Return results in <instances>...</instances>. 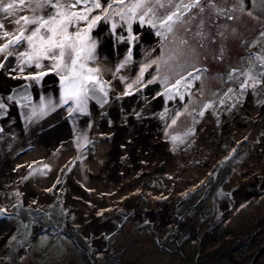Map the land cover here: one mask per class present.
Returning a JSON list of instances; mask_svg holds the SVG:
<instances>
[{"label": "rangeland", "instance_id": "rangeland-1", "mask_svg": "<svg viewBox=\"0 0 264 264\" xmlns=\"http://www.w3.org/2000/svg\"><path fill=\"white\" fill-rule=\"evenodd\" d=\"M71 2L67 0V5ZM100 2L105 15L93 10L87 13L89 20L100 18L90 30L88 21H75L69 32L77 28L86 30L88 47L94 43L96 48L104 40L117 51V59L98 74L105 82L107 97L97 91L87 101L86 111L72 115L69 112L75 108L74 102L61 106L44 100L35 106L34 116L30 118L27 114L21 118L20 127L12 125L7 129L3 121L0 123L5 138L0 140L3 162L0 202L7 204L6 208L0 207L5 209L0 214V264H264V75H261L264 73V15H248L245 7L235 4L237 15L228 18V15H216V5L208 2H190L189 5L195 6L187 10L184 0L171 3L124 0L123 4L106 5L105 0ZM138 2L143 6L133 8ZM58 3L65 5V0ZM79 6L47 7L39 15L47 19L48 12L57 10L82 12ZM26 11L27 7L18 10L14 18L0 12V22L4 24L0 40L11 39L3 36L4 31L12 33L14 19L26 15ZM186 12L189 14L183 15ZM169 16L173 17L171 21L167 19ZM35 27L28 26L33 30ZM158 32L161 34L157 35ZM8 51L12 54L5 53L6 58L0 60L4 64L0 77L9 80H5L8 89L33 81L24 79L25 74L53 71L51 60L42 59L41 68L35 67V61L22 62L26 57L20 54L31 51L26 41ZM84 56L81 53V59ZM86 65L97 69L96 64ZM146 65L150 67L144 72L143 83L137 84L140 69ZM189 72L193 73L192 77H188ZM182 76L187 79L182 81L179 95L176 89L160 95ZM244 77L247 80L252 77L254 81L249 96L258 112L255 136L239 141L233 136L221 137L211 144L213 139L210 140L209 134L204 136L207 124L197 128L196 119L202 110L213 119L212 113H216L217 107L211 110L212 104L229 99ZM150 80L154 82L147 83ZM0 84L4 85L1 81ZM129 84L131 95H126ZM5 95L0 93V98L6 105H12L13 101L9 102ZM105 99L107 103H102ZM32 102L13 104L10 108L27 111L34 108ZM55 114L60 119H54ZM147 119L153 129H145V133ZM120 125L122 135L136 136L143 130L140 138L146 139V143L149 141L151 146L145 150L138 144L142 156L136 164L141 167L132 171L136 180L130 196L103 193V198H123L119 199L121 206H116L121 209L120 214L113 218L101 241L96 243L79 226L77 213L70 204L74 201L71 193L89 204L90 197H98L92 164L100 157V148L106 145L104 140H109ZM96 128H100L99 136L95 134ZM37 139L44 147L43 153L72 154L52 180L48 160L38 162L36 158L26 165L24 162L14 167L9 165L21 153L32 151L39 144ZM154 142L159 144L156 149ZM117 145L111 152L114 163L129 146L127 142H117ZM210 145L215 146L212 161L203 155ZM252 151L262 168L252 167L243 184L230 180L237 164L245 161ZM187 162L193 163L200 175L193 185L189 184V174H181ZM134 164L133 159L127 165ZM178 164L182 167L180 174L176 169ZM121 170H115L114 175H119ZM34 176L39 178V188L45 183L41 201L35 198V191L28 184H21ZM107 182L108 187L114 183L111 179ZM15 186L23 189L17 190ZM117 186L122 193L129 189L127 184L117 183Z\"/></svg>", "mask_w": 264, "mask_h": 264}, {"label": "bare ground", "instance_id": "bare-ground-1", "mask_svg": "<svg viewBox=\"0 0 264 264\" xmlns=\"http://www.w3.org/2000/svg\"><path fill=\"white\" fill-rule=\"evenodd\" d=\"M29 2L30 0L26 1V7L29 4ZM34 7H35V4L33 3L32 8ZM41 11L42 10H38V14H40ZM25 13L26 15H22V16L29 15L30 18H32L36 14L28 7ZM21 14L22 13H20V15ZM18 27L19 26H17L14 22L12 23V30H13L12 34L17 33ZM149 34L151 33L149 32ZM7 42L8 40L6 41L0 40V44H4ZM93 51L94 53L92 57L93 56L95 57H93L92 59H88L87 63L96 64L97 69H99V71L100 70L102 71V68L108 67L109 64H112V62L117 59L115 58V53L117 51L110 48L104 40H100L99 43L97 44V47L94 48ZM4 55L5 54H0V56H4ZM27 76H31V75L25 74L23 75V78L25 79V77ZM4 78L5 79H3V77H0L1 83H4V85L0 84V93L2 94L3 93L5 94L6 91L9 92L10 89H12L11 87H13V86H10V89H8L9 86L5 82L6 81L8 82L9 80L5 76ZM46 78H47L46 81H48V84H43V82H46L44 80L42 81L33 80L27 83V86L25 87V90L27 91V95L29 94L28 100L26 102L33 101L32 104L34 105L33 106L34 108H29L27 111H24V110L16 111L10 108L12 105H8V106L6 105V108L3 109L5 110L4 114L3 115L0 114V116H2L0 123L1 121L4 122L3 123L4 128L6 127L7 129H9V127H11L12 125H14L17 128L20 127L21 118L23 116H25L26 118L27 114L29 115L30 118L31 116H34V114H36L35 106L36 105L38 106L39 103L43 102L44 100H48L49 103L53 105H55L54 102H57V105H61V106L66 105L63 102V98H64L63 84L57 83V77L55 75H47ZM50 82L52 84H50ZM253 82H254L253 79L247 80L244 77L241 86L233 92V94L231 95L229 99L227 98V100L223 103L222 102L213 103L210 109L213 110L214 108L217 107V110H215L216 113H212L214 117L213 119H209L210 116L208 114L201 115L203 110L201 113H199V117L196 119L198 120L196 127L199 128L201 125L207 124L208 130H206L204 136L209 134L210 140L213 139L211 141L212 142L211 144H213L215 140H219L221 137L228 139L229 137L233 136L236 139L235 141H239L242 139H247V136L252 135V138L255 136L254 131L257 127L256 124L258 122V118H257L258 112H257L256 106L252 105L251 97L249 96V93L251 91V85L253 84ZM242 85H247V87H242ZM22 104L23 103L17 104V105L21 106ZM244 115H250L249 116L250 118H245L246 116L244 117ZM54 116H55L54 119H57L59 117L58 114H55ZM145 122H146V126L143 130L145 131L146 129V131H151L153 128L151 124L148 122V119ZM193 125L195 126V124ZM120 127H123V126L120 125L117 128L116 133H113L109 140H104L106 145L100 148V153L98 155L100 157L95 162V163L100 162L101 164H99L98 166L95 163L92 164V167H93L92 172H94L93 174L94 182L93 183L96 184V192L99 193L97 194L98 197H95L96 199H93L90 197L91 200L89 201L91 202L89 204L77 198L75 193H71V196H74L73 197L74 201L72 203L70 202V204L72 205L73 209L77 213V219H78L79 226L83 228L84 233H86L87 235L93 236L94 241L96 243L101 241L102 236H103L102 234L112 224L113 218L120 214L118 211H121V209L117 208L116 206L118 207L121 206L122 203H119V199L123 198V197L119 199L116 197L115 199L110 198V197L103 198V196L108 192H111L113 194L118 193L121 195L130 196V192L135 189V187H133L132 185L135 186V180H136V177L132 175V171L135 167H137V169L141 167V164H138V165L136 164L137 160L140 158V156H142V154L138 151L139 146L143 145V148H145V150L147 147L151 146V144H148L149 141H147L146 143V139L140 138V134L144 135L143 130L140 131L138 135L136 136H133L131 133L122 135ZM112 130L115 131V129H112ZM2 134H3V131L2 133L0 131V140L5 139ZM95 134L99 136L100 128L95 129ZM131 135L135 138L131 137ZM16 136L20 137L19 135H16ZM127 136L129 139H132V140L131 141H129V139L127 140ZM119 138H121L122 140H120ZM197 139L199 138L197 137ZM37 142L39 144L38 145L35 144L34 149L32 151H29L28 153H21L22 155L18 156L9 165L14 167L15 165L19 163L21 164L23 162L26 165L27 163L34 161L33 159H36V158H38V162L41 160H48L51 164V170L49 171V174H50L49 178L50 180H52L55 177V173L57 169L61 165L65 164L71 158L72 154H70V152H63L59 154L55 152L52 154L43 153L44 147H42L43 145L40 139H37ZM117 142L118 143L127 142L129 146L125 151H121L120 156L123 154L124 156L122 158H120V156L117 157L118 161L114 163L113 162L114 158L113 156H111V152L115 150V148H118ZM133 145H135L136 148H133ZM158 145H159L158 143L154 142L153 144V146L155 147L154 149H156ZM214 149H215V146L210 145V147L206 150V152L203 155L212 161L211 153ZM141 150L143 149L141 148ZM133 159L135 160V164L133 166L129 165L128 167L127 164L129 163V161ZM145 161L148 162V156L145 157ZM2 166H3V162H2V158L0 157V167L2 168ZM252 167L256 170L257 169L260 170V168H262L260 165L258 156L257 154H255L254 151H252L249 154V156L247 157L245 161H241L240 163L237 164V166L234 168L232 175L230 176V180H235L237 183L243 184L244 177L245 179L249 177V172L251 171ZM181 168H182L181 164H178L176 166L178 174H180ZM119 169H122L120 174L114 175V171L119 170ZM182 172H183L181 173L182 175L188 176L189 174V177H188L189 182H190L189 184H192V185L195 184V182H197V180L200 178V175H198L197 173L198 170L193 163L187 162L185 165V169L182 170ZM108 174L114 177H110ZM110 179L114 181L113 184H110L112 185L110 187L111 188L114 187L116 190L110 189V187L107 186L108 185L107 181ZM38 182H39V178L34 176L33 178L32 177L28 178L27 181L23 180L21 184L22 185L28 184V187L30 188V190L35 191L34 192L35 198L38 201H41L43 194L45 193V191L41 188L42 186H45V183H43V185L40 184L41 188H39ZM117 183H120L121 185L122 183L123 185L127 184V187L129 188L126 190L127 192L125 191L123 193L120 192V190L118 189ZM97 184H98V187H97ZM73 187L74 186H72L71 188ZM15 189L19 190L23 188L20 186H15ZM94 201H96V203ZM221 204L224 205L225 201L222 200ZM0 207L6 208L7 204H5L4 202H0ZM112 208H115V209L112 210ZM87 223L88 225H86Z\"/></svg>", "mask_w": 264, "mask_h": 264}, {"label": "snow or ice", "instance_id": "snow-or-ice-1", "mask_svg": "<svg viewBox=\"0 0 264 264\" xmlns=\"http://www.w3.org/2000/svg\"><path fill=\"white\" fill-rule=\"evenodd\" d=\"M123 3V0H120ZM199 0H197V3ZM35 4V7L32 8V4ZM91 4V7H89ZM77 5H83V12L75 11H60L57 10L55 13L48 12V18L45 19L38 14V10H46L47 7L54 9H59L61 7H70L76 8ZM142 2H138L133 5V8L142 7ZM195 5H189L186 7H193ZM26 7L25 0H13V2L5 3L4 0H0V12L7 13L8 18H14L18 10H23ZM34 13H36L32 18L29 16H22L19 19H14V23L19 26L16 34L9 33L4 31L3 36L5 38L11 37L7 43L0 44V54H7L10 56L12 53L8 51L10 48L15 49L16 46L21 45L23 42H27L31 48L30 52L21 53L20 55L26 57L23 63H31L35 61V67L41 68L43 65L40 63L42 59L51 60V70L56 71L58 74H61L60 78L64 87V104H69L70 102L75 103V108L72 109V112H69V115H72L73 112H84L86 111L87 101L90 98L96 96L97 91L103 93L104 97H107L108 92L106 91L105 82L99 79V69L96 68H87L86 63L81 61V53L87 51V56L85 59H92V51L95 48L93 43L90 47L87 46L86 41L87 31L76 29L74 32H69V27L74 24L75 21H88V30L99 20L100 18L93 17L89 20V15L93 8L100 9L101 2L100 0H72L70 6L67 5V0H65V5H60L58 0H30L27 5ZM108 7H112L111 4H108ZM131 11V9H130ZM151 11V10H149ZM141 22H144V17L142 16ZM169 21L173 19L172 16L167 18ZM152 24L151 21H149ZM29 25H35L33 29H29ZM163 26V25H162ZM152 27H156L155 24H152ZM4 28L3 22H0V29ZM169 31L171 26L168 25ZM43 29V32L41 31ZM26 32L30 34L26 35ZM161 33H157L160 35ZM129 39H133L130 37ZM131 52L129 53V56ZM6 56H0V60L5 59ZM128 61H125L127 63ZM155 63V61H153ZM124 65H121L123 67ZM4 64L0 62V68H3ZM145 67L140 69V77L136 80L137 84L143 83V75L147 70ZM85 69H87L85 71ZM22 71V69H21ZM197 71H199L197 69ZM47 75V72H40L36 75H31L25 77V79L36 80L40 77ZM264 75V73H261ZM193 73L189 72L188 77H192ZM199 79V77H195ZM186 77H181L178 79L171 89L166 88L165 93L160 95H165L166 93L171 92L173 89L177 90L182 84V81L186 80ZM252 79V77H250ZM154 81H148L147 83H153ZM132 85L129 84V91H126V95H131ZM242 87H247V85H242ZM171 98V97H170ZM183 98L182 96L180 97ZM13 97H8V100H12ZM21 99H27V97H21ZM19 102V101H18ZM102 103H107V100H103ZM6 104L0 100V109H5ZM203 115V113H201ZM175 121H173L174 123ZM175 139V138H174ZM5 209H0V214H3Z\"/></svg>", "mask_w": 264, "mask_h": 264}, {"label": "flooded vegetation", "instance_id": "flooded-vegetation-1", "mask_svg": "<svg viewBox=\"0 0 264 264\" xmlns=\"http://www.w3.org/2000/svg\"><path fill=\"white\" fill-rule=\"evenodd\" d=\"M165 3H171V1H177V0H163ZM120 3V4H123L124 3V0H123V3L120 2V0H105V5L107 3ZM184 2L186 3H183L184 5V8L185 10L188 9V7L186 6H189V3L193 2V3H197V0H184ZM211 3L213 5H216L214 8L216 10V15H228V18H232V15H237L236 11L234 9H237V7L235 5H240L242 7H245L247 10H248V15H264V0H199L198 3ZM235 4V5H233ZM206 7V6H205ZM79 8H82V12L84 11V6L83 5H80ZM225 8V9H224ZM102 7L97 10L95 8H93V13H96L98 15H105L102 11ZM190 9V7H189ZM231 10L230 13L227 12L226 10ZM253 10H255V12H252ZM105 11H108V9H106ZM104 11V12H105ZM190 13H193V12H190ZM188 15L189 13L186 12L184 13L183 15ZM242 13H240L241 15ZM118 15H124V14H120L118 13ZM264 27V25H263ZM98 31H99V28H98ZM115 38V37H114ZM85 56H87V51L84 52ZM93 54V52H92ZM82 60L84 61V63H86V59L83 58L81 59L80 62H82ZM63 74V73H62Z\"/></svg>", "mask_w": 264, "mask_h": 264}, {"label": "water", "instance_id": "water-1", "mask_svg": "<svg viewBox=\"0 0 264 264\" xmlns=\"http://www.w3.org/2000/svg\"><path fill=\"white\" fill-rule=\"evenodd\" d=\"M82 62L84 63V61L82 60ZM47 72V75H55L57 77V83L58 84H62V81L60 78L61 74H58V73H55L53 71H45ZM47 75H44L43 77H41V79L39 81H42L44 80V77H46ZM38 81V82H39ZM23 84H21V86H14L12 87V89H10L9 92H6V95H5V98L8 99V97H13L12 101L13 102H10V104H21V103H24L28 100V96L29 94L27 95V91L25 90V87L27 86V81H24V82H21ZM21 97H27V99H21ZM0 100L3 101L2 98H0ZM19 101V102H18ZM4 102V101H3ZM5 103V102H4ZM8 106V105H7ZM4 111L3 109H0V114H4Z\"/></svg>", "mask_w": 264, "mask_h": 264}]
</instances>
